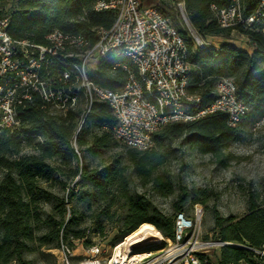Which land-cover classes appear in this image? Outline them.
I'll list each match as a JSON object with an SVG mask.
<instances>
[{
	"label": "trees",
	"instance_id": "obj_1",
	"mask_svg": "<svg viewBox=\"0 0 264 264\" xmlns=\"http://www.w3.org/2000/svg\"><path fill=\"white\" fill-rule=\"evenodd\" d=\"M257 1L243 0L246 15L255 9ZM95 2L11 0V8L0 11V16L9 17L7 33L17 40L44 44L48 33L59 30L94 41L93 29H109L113 22L111 12L93 10ZM183 3L188 23L199 35L228 39L231 30L219 28L211 10V5L223 7L224 0H183ZM178 31L187 45L191 68L188 94L197 96L206 107L214 100L215 82L228 78L233 81L237 100L248 107V113L237 127L229 126L227 116L221 113L209 114L193 122H169L152 133L153 145L149 150L124 146L137 177L160 196L173 193L172 182L166 177L153 179L152 175L173 154L177 141L222 163L223 152L240 140L239 130L244 121L251 116L264 118V36L254 30H239L255 44L249 54L229 44H221L218 49L198 50L190 37ZM118 62L128 63L118 56L100 60L97 71L89 75L91 81L101 88L121 90L127 74L120 68L112 69ZM81 114L79 108L65 116L51 115L42 101L34 97L20 110L19 124L0 132V264H29L24 254L34 245L72 248L66 235L74 219L70 216L65 221L64 200L57 199L51 213L44 217L36 206L46 189L60 182V178L78 179L76 186L83 183L80 194L87 203V210L94 204L106 206V213L102 211L90 218L94 224L106 222L118 229L114 246L144 224L153 226L163 238L172 240L175 215L184 213L187 203L195 206L202 202L199 197L202 193L182 189L171 206L174 216L167 217L150 207L142 194L130 192L123 169L111 166L96 171L83 166L82 148L102 150L110 146L115 141L112 129L117 121L103 102H93L83 120ZM26 150L30 153H25ZM239 191L246 199V213L237 218L223 217L215 212L212 235L207 234L205 238L225 243L219 249V264H264V257L253 252H264V185L259 189L250 183L247 187L239 185ZM76 195V190H68L69 198ZM121 210L123 213L117 214ZM40 227L45 231L38 234ZM72 236L82 239L83 233L75 231ZM207 260L211 263L208 257Z\"/></svg>",
	"mask_w": 264,
	"mask_h": 264
},
{
	"label": "built area",
	"instance_id": "obj_2",
	"mask_svg": "<svg viewBox=\"0 0 264 264\" xmlns=\"http://www.w3.org/2000/svg\"><path fill=\"white\" fill-rule=\"evenodd\" d=\"M171 2L188 26L183 0ZM224 2L223 7L211 5L219 28L254 30L264 36V0H258L248 15L243 0ZM93 10L113 14L109 29H93L94 41L59 30L48 33L44 44L17 40L7 33L9 17L0 16V132L19 124L20 110L34 97L54 116H65L83 106L82 120L93 102L106 103L117 121L112 129L114 139L139 151L149 150L152 133L169 122H193L221 113L227 116L229 126L237 127L246 116L248 107L237 100L231 79L215 82L214 100L206 107L197 96L188 94L191 68L187 45L169 18L154 6L144 7L140 0H96ZM193 39L196 49L206 48L197 36ZM245 40L253 51L255 44L246 35ZM111 56L128 61L112 68L127 74L119 91L98 87L89 77L97 71L100 60ZM202 216L199 205L193 207L190 217L177 213L173 239L167 240L166 249L143 252L144 257L123 264H212L207 260L208 253L225 243L202 235ZM58 251L62 264H73L76 257L67 245H61ZM253 252L264 257V252ZM88 253L76 264L105 261L101 258L102 246H92ZM112 262L111 256L106 264H115Z\"/></svg>",
	"mask_w": 264,
	"mask_h": 264
},
{
	"label": "rangeland",
	"instance_id": "obj_3",
	"mask_svg": "<svg viewBox=\"0 0 264 264\" xmlns=\"http://www.w3.org/2000/svg\"><path fill=\"white\" fill-rule=\"evenodd\" d=\"M140 4L144 7L154 6L158 9L159 12L169 18L176 29L182 30L187 37H190L193 44L194 36L202 40L206 48H211L213 45L225 41V38L222 37L205 39L189 23L187 26L171 0H140ZM10 8L11 0L0 2L1 12H6ZM227 40L239 42L243 46L245 35L231 31ZM239 131L240 140L233 143L228 150L223 152L220 158L222 163L218 162L217 158L201 155L184 146L181 141H177L173 154L152 175L153 179L156 177L170 179L173 185V193L168 196H160L152 191L149 185L144 186L130 167L125 147L116 140L102 150H94L90 147L82 148L81 162L83 166L96 171H101L111 166L123 169L130 192L142 194L150 207L158 209L167 217L174 216L171 206L182 189L202 193L199 195L202 202L197 204L203 211L201 233L203 236L212 235L215 212L223 217L232 215L237 218L246 213V199L242 192L239 191V185L247 187V184L250 183L256 189L264 185V118L248 117ZM25 153L30 152L26 150ZM77 180L60 178V182L52 183L46 189V194L38 199L36 204L37 211L42 213L44 217L51 213L57 203V199H63L66 209L65 221L70 216L74 219L66 235L67 239L72 242V248H69L76 257L73 260V264L88 257V249L96 245L102 246L103 254L101 258L105 260L103 264H106L108 259L114 254L113 249L119 245H113L114 239L118 235V229L106 222L101 223V225L93 223L90 218L91 215L100 214L102 211L106 213V206L94 204L90 210H87V203L82 199V194H80L83 191V183H78L76 186ZM69 189L76 190L77 195L69 198ZM193 207L194 205L187 203L183 208L184 214L190 217ZM120 213H123L122 210L117 212V214ZM153 229L158 233V238L136 245L132 248L133 252L143 253L153 250L159 253L167 248L168 239L163 238L154 227ZM44 231V228L40 227L37 233L40 234ZM75 231H82V239L73 238L72 234ZM208 255L213 259L214 251H210ZM24 258L29 264H62L58 249L38 248L36 245L32 246L31 250L24 254Z\"/></svg>",
	"mask_w": 264,
	"mask_h": 264
},
{
	"label": "bare ground",
	"instance_id": "obj_4",
	"mask_svg": "<svg viewBox=\"0 0 264 264\" xmlns=\"http://www.w3.org/2000/svg\"><path fill=\"white\" fill-rule=\"evenodd\" d=\"M158 236V233L152 226L147 224L140 226L135 232L127 236L115 250H113L114 254L112 255V263L123 264L124 262H131L144 257L145 253H135L132 251V248L143 242L153 239L155 240Z\"/></svg>",
	"mask_w": 264,
	"mask_h": 264
},
{
	"label": "crops",
	"instance_id": "obj_5",
	"mask_svg": "<svg viewBox=\"0 0 264 264\" xmlns=\"http://www.w3.org/2000/svg\"><path fill=\"white\" fill-rule=\"evenodd\" d=\"M204 38L208 39V38H219V37L205 36ZM224 40L225 41H222L217 45H213L212 48L218 49L221 44H229V45H232L233 47H235L236 49L246 51L249 54L252 52V50L250 49L249 44H247L246 40L243 42L244 43V44H242L243 46H241V44L239 42H235V41L227 40V39H224ZM207 257L210 259L212 264H219V261L221 258L219 249L214 251L213 259H211V257L209 255H207Z\"/></svg>",
	"mask_w": 264,
	"mask_h": 264
}]
</instances>
